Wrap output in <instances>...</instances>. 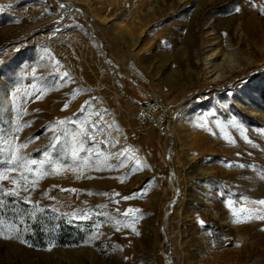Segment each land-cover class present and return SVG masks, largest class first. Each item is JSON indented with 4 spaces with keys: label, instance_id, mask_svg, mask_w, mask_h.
I'll use <instances>...</instances> for the list:
<instances>
[{
    "label": "rangeland",
    "instance_id": "1",
    "mask_svg": "<svg viewBox=\"0 0 264 264\" xmlns=\"http://www.w3.org/2000/svg\"><path fill=\"white\" fill-rule=\"evenodd\" d=\"M0 141V264H264V0H0Z\"/></svg>",
    "mask_w": 264,
    "mask_h": 264
},
{
    "label": "snow or ice",
    "instance_id": "2",
    "mask_svg": "<svg viewBox=\"0 0 264 264\" xmlns=\"http://www.w3.org/2000/svg\"><path fill=\"white\" fill-rule=\"evenodd\" d=\"M61 7H64V5H61ZM65 107H67V105H65ZM82 111L84 110L83 108L81 109ZM232 123H235V121H233ZM65 122L64 121H58L56 123L55 126H52L50 128L51 131H53L54 133V141L55 143L52 145L53 148H56V145L60 143V135H64L65 137H67L68 135H73L74 139L71 142H66L64 147L61 148V151L65 153V155L68 154L69 150H70V154L72 156L73 159H76L79 157V154L81 152L86 151L85 147H84V142L81 139H77L76 137H80L85 135L86 133L83 131V129H81L79 132L77 133H72L70 134L68 132V129L64 127ZM27 124L21 126V125H17L15 131L19 132L20 130H22V127H26ZM94 130H95V126H94ZM89 139H93V137L89 136ZM231 142V141H229ZM7 143L9 144V146L11 145V141H0V156L4 155V147L3 144ZM26 147V145L21 144L19 145V148H23ZM127 151V150H125ZM58 160H62V157H57ZM105 159H107V157H105ZM37 161L35 160H31V161H25V158L18 155V149L14 152H12L10 154V158L8 159H0V164H6V165H12L15 167H11L9 169H7V171H17L19 168H25L26 165H36ZM122 163V162H121ZM61 169L60 168H56L53 167L52 171L56 172L57 174H59V171ZM35 171V169L33 167H27V172L29 173L28 176H26L23 172H21V178L24 180H27L29 178V176ZM45 172L48 171L47 168L44 169ZM6 176L3 173H0V180L5 179ZM13 183H17V181L13 180ZM134 195H142V193H138V194H134ZM131 197H124L123 199H130ZM248 203L251 204H259L264 206V200H259V201H250ZM231 207V204H230ZM134 210L132 209H128L125 211V215H128L129 212H133ZM136 212H138L139 210H135ZM232 211H233V215L236 217V219L233 221L234 223H240V222H246L247 219L252 218V214L256 212L255 209H245V208H240L239 210H237L235 207H232ZM243 214V215H241ZM86 215V214H85ZM261 219H264V215L260 216ZM133 221L136 219L135 216H133ZM201 224H203V221H201ZM135 230V229H133ZM3 232V224H0V233Z\"/></svg>",
    "mask_w": 264,
    "mask_h": 264
},
{
    "label": "built area",
    "instance_id": "3",
    "mask_svg": "<svg viewBox=\"0 0 264 264\" xmlns=\"http://www.w3.org/2000/svg\"><path fill=\"white\" fill-rule=\"evenodd\" d=\"M167 114L163 113L162 107L157 100L149 99L142 101L135 112V123L139 127L144 125L155 128L161 135H166L168 131Z\"/></svg>",
    "mask_w": 264,
    "mask_h": 264
},
{
    "label": "bare ground",
    "instance_id": "4",
    "mask_svg": "<svg viewBox=\"0 0 264 264\" xmlns=\"http://www.w3.org/2000/svg\"><path fill=\"white\" fill-rule=\"evenodd\" d=\"M64 7H65V10L67 11V12H66V16L73 15V14L77 13V12H74V11L72 12V11H71V10H72V7H71V5L68 4L67 2L64 3ZM127 69H128V71L131 72V73H132L137 79H139V80H141V81H143V82L146 81L147 78H146V76L144 75V73L141 72V71H139V69H138L137 67H135L134 64H133L132 62L128 63ZM147 80H148V79H147ZM146 82H148V81H146ZM149 95H150L151 99L155 100V97H154V96H152L151 94H149ZM159 105H160V103H159ZM160 106H161V105H160ZM163 113L165 114L166 112L163 110Z\"/></svg>",
    "mask_w": 264,
    "mask_h": 264
}]
</instances>
